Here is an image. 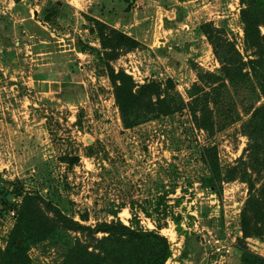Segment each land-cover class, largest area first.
Wrapping results in <instances>:
<instances>
[{"label":"rangeland","instance_id":"rangeland-1","mask_svg":"<svg viewBox=\"0 0 264 264\" xmlns=\"http://www.w3.org/2000/svg\"><path fill=\"white\" fill-rule=\"evenodd\" d=\"M250 2L0 0V248L15 241L30 264H143L147 247L120 261L97 231L122 223L167 237L165 264L264 258V93L252 76L225 85L205 32L258 58ZM118 85L147 87L154 108L136 102L126 122Z\"/></svg>","mask_w":264,"mask_h":264},{"label":"trees","instance_id":"trees-1","mask_svg":"<svg viewBox=\"0 0 264 264\" xmlns=\"http://www.w3.org/2000/svg\"><path fill=\"white\" fill-rule=\"evenodd\" d=\"M262 6H264V0H251L247 8L242 10V18L246 25V38L250 46L258 49V51H260L259 49H261L264 42V36L261 34L259 29L260 23H264V19L261 18L264 16V12L261 11L263 13L262 16H260L261 12H259ZM205 32L214 47L215 54L222 63L221 72L223 74L222 77L224 79L225 85L227 81L231 84H235L236 82H246L252 76L258 81L259 88L261 89L262 93H264V54H259L256 52L258 58L250 59L248 61H245L240 52H238L236 49V56L235 54L227 55L225 52H222L219 49V45L212 38L211 31L207 29ZM246 67H248V70H246ZM112 79L113 81L117 80L114 76H112ZM146 88H144L145 92L147 90ZM145 92L143 93V91H139L136 93L134 89H126V87L123 85L117 86V100L126 122L127 111L134 108L136 102L141 104L138 105L139 108L146 105L154 108L155 104L152 98L149 99V103L146 105L143 102L142 96H144L143 94H145ZM193 97L194 102L200 100L196 93L193 94ZM157 105L159 113L162 114H171L179 110L176 108V106H172V104L169 103L167 99H159ZM198 111L202 113L200 117L197 115ZM192 113L194 114L196 122L200 127L206 130H210L214 127L212 111L208 105H202L200 110L194 109L192 110ZM253 118L259 122L260 126H264V105L255 109ZM251 197L254 198L252 195ZM7 199L10 201L9 198ZM12 205L15 204L12 203ZM108 227L109 226L107 224L102 225L98 227L97 231L110 233V237L107 239L111 240L110 252L118 260L128 257L127 259L131 261V258H136V254L126 253L131 251L129 246L132 243L142 246L143 249H146V247L149 249V254L143 252L142 257L145 256L147 258L143 264H165L172 256V249L168 238L159 233L139 232L122 223L114 224L111 227ZM20 247L21 246L17 245V243L14 241L12 242V247L10 249L2 250L0 248V264H30L28 263V259H25L24 261V257L20 254V252H18ZM138 256L139 254H137V257ZM242 261L244 264H264V258L252 252H245L242 256ZM116 263L123 264L119 261ZM126 264L132 263L128 262Z\"/></svg>","mask_w":264,"mask_h":264}]
</instances>
